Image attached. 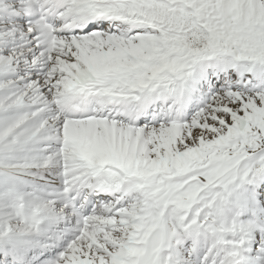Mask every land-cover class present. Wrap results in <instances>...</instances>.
Masks as SVG:
<instances>
[{
    "label": "snow or ice",
    "instance_id": "snow-or-ice-1",
    "mask_svg": "<svg viewBox=\"0 0 264 264\" xmlns=\"http://www.w3.org/2000/svg\"><path fill=\"white\" fill-rule=\"evenodd\" d=\"M0 264H264V0H0Z\"/></svg>",
    "mask_w": 264,
    "mask_h": 264
}]
</instances>
